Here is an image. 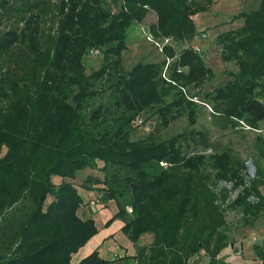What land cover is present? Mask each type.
Masks as SVG:
<instances>
[{"label": "trees", "instance_id": "trees-1", "mask_svg": "<svg viewBox=\"0 0 264 264\" xmlns=\"http://www.w3.org/2000/svg\"><path fill=\"white\" fill-rule=\"evenodd\" d=\"M215 1L57 0L55 30L46 35L41 14L30 12L40 3L16 7L0 0V20L15 17V28L0 25V264H112L99 248L73 261L99 233L96 219L81 217L80 209L109 201L117 213L105 227L121 221L132 243L154 237L123 257L124 264H195L200 255L209 264H231L225 252L234 250L235 230L253 228L264 216V137L257 138L251 177L247 162L220 151L207 131L162 136L186 109L196 124L191 100L215 77L195 46L177 56L167 45L166 60L131 70L122 62L135 25L149 14L157 16L149 30L155 38L186 43L198 34L193 17ZM232 19L243 26L221 33L217 44L237 72L205 97L223 128L245 130V123L259 132L264 0ZM90 53L103 63L88 75ZM145 113L157 118L156 126L135 138ZM86 170L103 179L88 176L76 184ZM86 192L96 195L86 198ZM229 212L238 214L235 224ZM253 250L264 263V247Z\"/></svg>", "mask_w": 264, "mask_h": 264}, {"label": "rangeland", "instance_id": "rangeland-1", "mask_svg": "<svg viewBox=\"0 0 264 264\" xmlns=\"http://www.w3.org/2000/svg\"><path fill=\"white\" fill-rule=\"evenodd\" d=\"M11 2L13 6L16 7H25V4L29 2L40 3V7L30 12L41 14L44 34L46 32L47 35L49 32L55 30L57 0H11ZM258 4L259 0H216L207 12L193 17L198 29V34L194 40L186 43L176 44L173 39L167 42V39L160 40L155 38L149 31L150 26L157 21V16L154 13L149 14L143 23L135 25L128 43V48L122 55L123 66L126 70H131L138 63L163 62L166 60L163 48L167 45L175 47L177 56L184 49L195 46L201 52L207 67L212 69L215 74L213 80L205 83L199 93V97H197V101L194 97L191 100L198 106L196 124H190L188 117L189 109H186V113L183 117L172 122L170 126L164 130L162 133L164 138H172L178 134L187 131L190 132L192 130L207 131L220 151L232 150L236 156L246 162L253 160L256 156L257 138L259 136L264 137V122L261 124L259 132L233 127L223 128L221 125L223 118L215 116L212 103L207 100L205 95L212 92L217 85L232 80L231 74L237 72L236 65L225 63L222 60L221 47L217 44L218 36L224 32L240 29L244 24L243 20H233L232 18L241 12H249L256 9ZM30 12L29 14H31ZM14 21L15 17H13V15L9 13L3 14L0 20L2 31L15 28V25L12 23ZM86 59V73L88 75L98 71L102 67V58L97 56L96 53H90ZM172 61L173 59H168L164 68L163 78L166 80L169 79L168 67ZM198 91L200 90H191L192 93ZM101 101H107V99H100L99 102ZM183 109H185V107H183ZM140 119L141 120L138 121L139 125L136 127L137 131L135 138L146 137L156 126L157 118L155 116L145 113ZM212 152L210 151L208 153ZM250 175L251 170H249V176ZM88 176H96L103 179V174L98 172V170H86L81 174V179H79L81 181H77L76 184L81 185L83 178L85 179ZM222 185L226 186V184ZM262 190L264 193V189ZM104 209H107L104 202L96 203V205L88 207L90 214L96 216V222L100 233L93 237V239L88 242L89 244L87 243L88 245L80 251L76 259H81L85 257L87 253L90 254L99 248L103 256H108L110 258L112 264H124L123 257L135 256L138 250L142 246L149 245L154 237L152 234H145L137 243H132L122 233L121 221L116 220L110 227H105L104 223H107L113 216L103 218L104 213L101 211ZM238 219L239 216L236 212H229L227 214V220L232 224H235ZM232 239V243H234V252L240 253L232 259L234 261H232L231 264H264L263 261L258 259L257 254L253 250L254 244L264 247V222L261 223V221H258L253 228L235 230ZM231 251L232 249H229L225 255V257H227V262L230 261ZM191 263L209 264V260L204 255H200L192 259Z\"/></svg>", "mask_w": 264, "mask_h": 264}, {"label": "crops", "instance_id": "crops-1", "mask_svg": "<svg viewBox=\"0 0 264 264\" xmlns=\"http://www.w3.org/2000/svg\"><path fill=\"white\" fill-rule=\"evenodd\" d=\"M94 195H96V194H94V193H87L86 192V194H85V197L86 198H90V197H92V196H94ZM104 205L105 206H107V209H104V210H102L101 212H103L104 213V215H103V218H105V217H108V216H114L116 213H117V206H116V203L114 202V201H109V202H107V203H104ZM88 207L89 206H85V207H82L81 209H80V215H81V217H83V218H85V219H88V218H90V217H93V218H95L96 219V216L95 215H91L90 214V212L88 211ZM109 213V214H108ZM259 222L261 221V223L262 222H264V216H262L259 220H258ZM258 221L256 222V223H258ZM122 223V222H121ZM106 223H104V225H105ZM121 227H123V223H122V225H121ZM248 228H250V227H248ZM246 229V228H245ZM99 233H100V230H99ZM114 237H115V235H114ZM93 239V238H92ZM91 239V240H92ZM90 240V241H91ZM89 244V243H88ZM87 244V245H88ZM86 245V246H87ZM85 246V247H86ZM85 247H83L82 249H84ZM233 248H234V246H233ZM81 249V250H82ZM80 250V251H81ZM80 251H79V253H80ZM79 253H77V254H75L74 255V258H73V261L75 262V263H78L81 259H83L84 257H82L81 259H76V256L79 254ZM101 253V252H100ZM226 253H227V251L225 252V255H226ZM240 252H237V253H235L234 252V250H232L231 251V256H230V261H228L229 263H232V261H234V260H232V259H234V257L235 256H238V254H239ZM87 255H89V253H87ZM86 255V256H87ZM101 255L103 256V254L101 253ZM85 256V257H86ZM103 257H105L106 259H108V260H110V258L108 257V256H103ZM227 258V257H226ZM111 261V260H110Z\"/></svg>", "mask_w": 264, "mask_h": 264}, {"label": "water", "instance_id": "water-1", "mask_svg": "<svg viewBox=\"0 0 264 264\" xmlns=\"http://www.w3.org/2000/svg\"><path fill=\"white\" fill-rule=\"evenodd\" d=\"M247 165L249 167V170H251V177H255V174H256V167L253 163V161H249L247 162Z\"/></svg>", "mask_w": 264, "mask_h": 264}, {"label": "built area", "instance_id": "built-area-1", "mask_svg": "<svg viewBox=\"0 0 264 264\" xmlns=\"http://www.w3.org/2000/svg\"><path fill=\"white\" fill-rule=\"evenodd\" d=\"M169 40H170V39H167L166 41L169 42ZM157 44H158V43H157ZM158 45H160V44H158ZM194 49H196L198 52H200L196 47H194ZM197 99H198V98H195L196 101H197ZM242 126H243V128H245V129H247V130H250V128H249L245 123H242ZM162 165L165 166L166 164H163V163H162ZM94 205H96V204H95V203H92V206H94ZM130 211H131V209H130Z\"/></svg>", "mask_w": 264, "mask_h": 264}]
</instances>
